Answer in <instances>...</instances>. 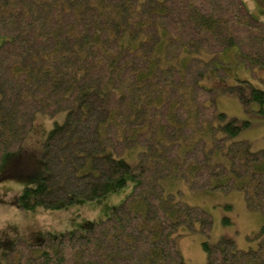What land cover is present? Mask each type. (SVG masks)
<instances>
[{
  "label": "trees",
  "instance_id": "trees-1",
  "mask_svg": "<svg viewBox=\"0 0 264 264\" xmlns=\"http://www.w3.org/2000/svg\"><path fill=\"white\" fill-rule=\"evenodd\" d=\"M0 35V161L37 113L65 112L22 210L97 199L107 181L122 187L126 154L140 168L115 215L25 245L4 264H186L178 228L208 235L205 197L233 189L262 213L247 236L256 246L204 241L206 264H264V148L237 138L241 125L200 83L230 45L245 66L264 63V22L242 0H0ZM248 99L264 103V91Z\"/></svg>",
  "mask_w": 264,
  "mask_h": 264
},
{
  "label": "rangeland",
  "instance_id": "rangeland-1",
  "mask_svg": "<svg viewBox=\"0 0 264 264\" xmlns=\"http://www.w3.org/2000/svg\"><path fill=\"white\" fill-rule=\"evenodd\" d=\"M249 12L264 22V0H242ZM7 37L0 35V46ZM245 44V42H244ZM215 60V59H214ZM241 80L246 81L244 84ZM208 89L217 112L227 118H235L241 125L237 138L247 140L251 150L264 148V103L251 96V89L264 91V63L252 68L237 59L234 45L220 53L212 69L202 80ZM65 112L55 116L37 113L31 129L21 144L3 154L0 161V263L7 262L14 251L23 246L37 244L47 239L61 237L78 230L85 233L95 222L116 214L118 205L132 192L140 168L136 157H124L131 170L125 176L126 183L116 187L107 181L105 193L94 200L75 197L73 203L59 209L37 207L24 211L18 197L26 186H36L44 175L45 141L54 123H62ZM203 209L211 215L212 225L208 235L194 227H180L176 233V247L186 264H206L203 242L224 251L223 239L232 240L236 247H255L256 242L247 236L261 230L263 216L260 211L249 210L245 204L243 190H215L205 197ZM14 248V249H13ZM13 249V250H12Z\"/></svg>",
  "mask_w": 264,
  "mask_h": 264
}]
</instances>
